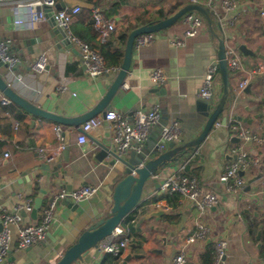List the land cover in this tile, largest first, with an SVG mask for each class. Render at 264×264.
I'll return each mask as SVG.
<instances>
[{
  "label": "crops",
  "instance_id": "obj_1",
  "mask_svg": "<svg viewBox=\"0 0 264 264\" xmlns=\"http://www.w3.org/2000/svg\"><path fill=\"white\" fill-rule=\"evenodd\" d=\"M20 1L25 0H7L0 8V40L7 43L10 55L18 60L15 65L17 75L9 74L8 81L20 95L47 112L77 117L92 110L107 93L116 74L97 78L88 76L79 47L74 44L76 53L65 47L59 49V41L50 35L51 26L47 18L34 28L17 27L15 21L23 16L22 11L19 13L16 9ZM94 3L95 9L100 8L116 26L109 33L108 41L102 43L99 35L95 39L90 36L88 29L93 28V9H82L74 17L72 34L74 37H85L97 49L103 47L112 53L121 52L123 56L119 67L124 59L128 35L133 30L165 20L191 3L211 9L214 31L224 37L227 44L236 49L239 43L248 44L253 50L262 46L260 53L264 54L261 0H237V7L229 12L223 10L221 0H95ZM233 18L237 19L236 23L228 25L227 22ZM187 28L188 25L182 19L172 27L153 33L150 44L135 47L126 87H122L112 100L110 111H117L130 119L137 110L159 109L160 119L150 130L146 141L154 138L155 142H160L163 128L176 121L181 129V144L198 137L207 124L208 118L198 110L201 101L198 95L208 67L217 63L218 39L210 32L205 21L196 37L185 38ZM179 39L183 41L181 46L176 45ZM27 40H33L34 43L27 46ZM238 53L243 62L239 78L254 82L252 91L236 92L237 85L233 83L231 109L222 114L228 119L227 125L221 123L215 126L197 152H191L180 162L168 165L158 176L148 181L146 196L152 201L149 212L165 211L164 217L153 219L151 224L159 226L162 232L150 230L148 224L143 226L142 232H131L135 218H129L127 224L120 228L129 231L130 245L136 243L132 249L133 255H146L148 260L132 258L128 264H175L174 259L182 248H186L188 264H203L200 255L207 251L208 246L215 249L219 240L227 243L222 264H264V184L251 191L246 185L256 176H264V147L257 143L250 145L251 142L246 145L257 163L246 172V184L240 191L230 193L219 182L220 174L233 161L232 147L240 143L232 142V138L239 134V130L234 127L264 137V104L261 102L264 97V77L256 74L264 66V61L250 58V64L246 65L247 59ZM41 55L47 57V69L37 74L33 65ZM157 69H161L165 75V81L160 85L164 94L153 92V89L160 87L151 79ZM222 92L221 83L215 105ZM3 99L5 97L0 96V218L1 211L13 213L28 200L33 201L34 208L38 195L45 190L47 193L37 218H32V210L24 211L26 214L22 216L24 224H36L42 221V210L54 194L76 191L84 186L97 188L94 195L78 203L74 212L65 207L62 200L58 201L45 239L28 249L19 248V227L11 225L10 264H56L85 231L110 214L111 194L122 180V168L118 170L100 163L95 156L100 151L98 143L113 145L114 129L107 123L102 124L87 135L85 144L78 142L80 132L71 129L67 146L70 161H62L60 176L56 178L52 176L53 171L44 168L45 162L52 157L60 162L66 150L65 141L61 142L55 132L59 124L33 117L10 101L4 103ZM164 117L165 123L162 122ZM239 118L253 122L239 121ZM62 127L64 133L67 128ZM62 145L64 148L58 153ZM167 150L169 147L164 151ZM5 153L10 154L9 159H4ZM194 154L196 156L192 158ZM181 164H186L183 171L179 169ZM179 172L197 177L204 191H213L218 195V205L211 208L204 218L194 203L179 194L169 195L162 191L163 178ZM200 222L211 228L212 235L204 242L187 246V238L196 231ZM260 230L262 242L259 246L257 235ZM157 235H166L168 241L174 243L170 257L156 252L168 251L167 245L158 240ZM119 239L121 237L116 240ZM128 251L122 257L102 253L96 264H103L106 258L114 261L117 258L115 264H120Z\"/></svg>",
  "mask_w": 264,
  "mask_h": 264
},
{
  "label": "built area",
  "instance_id": "obj_2",
  "mask_svg": "<svg viewBox=\"0 0 264 264\" xmlns=\"http://www.w3.org/2000/svg\"><path fill=\"white\" fill-rule=\"evenodd\" d=\"M62 0H25L17 3L16 9L20 13L22 11V17L20 16L15 25L20 28H34L39 22L46 19L45 8H54L57 3ZM237 0H221L222 8L224 11L229 12L237 7ZM7 3V0H0V8ZM263 8L260 11L261 17L264 16V0H261ZM82 11V8L76 7L74 9H63L55 12V19L58 24L63 27L68 34V37L76 44L82 54L84 65L88 76L91 78H97L109 74H117L120 67L108 68L103 56L99 51L92 49L87 43L80 41L74 37L71 31V24L75 16ZM188 25L185 31V38L196 37L203 24L204 20L197 13H189L183 18ZM237 19L233 18L227 22L228 25L233 26ZM92 22L94 29L97 31L100 41L106 43L108 41V35L111 31L116 29L114 23L110 22L100 8L93 10ZM152 34L141 35L136 40V47H143L152 42ZM176 45H183L182 40H177ZM8 47L5 42L0 40V58L15 66L18 62L17 59L11 55H7L6 51ZM226 57L231 78H239L243 70V62L237 51V49L230 44L226 46ZM47 69V57L41 55L38 57L33 65V70L37 74L45 72ZM257 75L264 77V66L257 70ZM152 82L156 86H160L165 81L164 72L161 69H157L152 73ZM222 83L220 70L218 65L213 63L206 71L202 87L199 91V98L213 104H216V94ZM250 80L248 78H242L239 85L236 86V92H242L248 86ZM123 87H126L124 84ZM4 103L8 100L3 99ZM160 119V113L158 108H154L150 111L137 110L133 113L132 118L117 112L109 111L106 116H97L86 123L81 125V132L78 136V142L85 144L87 142V135L95 128L100 127L102 124L107 123L114 129L115 136L113 138V145L119 152H125L126 150L135 147L136 142L142 143L148 139L150 130L158 123ZM221 122L218 120L215 126H220ZM235 130H239L238 136L241 141L238 145L232 147L231 154L236 156L229 166L219 176V182L225 186L226 190L230 193H237L246 184L245 177L240 175V172H247L251 166L255 165L256 159L252 158L249 154L246 145L251 143H257L264 147V137H259L256 134L246 131L244 128L234 127ZM241 129V132H240ZM56 135L61 142H64L63 127L58 125L55 128ZM181 140V129L179 123L174 121L170 125L165 126L161 133L160 150L164 151L168 145L172 142H178ZM58 150V153L62 151ZM4 159H9L10 154L5 153ZM196 154L192 158H195ZM186 168V164H181L179 169L183 171ZM161 189L164 193L169 195L179 194L184 199L194 203L202 218L205 217L209 210L219 203V197L213 191H204L201 182L197 177H190L184 173L168 174L163 178ZM97 191L96 187L84 186L76 191H62L52 196L50 203L42 210V221L36 224H24L22 213L25 211H31L33 209V201L28 200L24 204H20L13 213H7L1 211V223L3 226L0 231V264H10L8 261L10 254V241H11V225H18V241L19 248L28 249L42 240L45 239L48 233L51 223L53 221L54 210L58 201L64 199H71L75 203L88 199L94 195ZM264 194V191H263ZM212 235L211 228L204 222H200L196 231L190 235L187 240V246H192L200 242H204ZM117 237L121 239L116 240ZM131 238L129 237V231H125L122 228H116L114 234L100 243L102 253L106 255H113L115 257H122V255L129 249ZM227 243L225 240H219L215 245V260L213 264H222ZM264 263V256L262 257ZM175 264H188V257L186 248H182L179 254L174 259Z\"/></svg>",
  "mask_w": 264,
  "mask_h": 264
},
{
  "label": "water",
  "instance_id": "obj_3",
  "mask_svg": "<svg viewBox=\"0 0 264 264\" xmlns=\"http://www.w3.org/2000/svg\"><path fill=\"white\" fill-rule=\"evenodd\" d=\"M76 7H80L82 9H95L93 4L87 3L83 0H62L57 3L54 8L46 7L44 9L46 18L50 21V35L52 38H56L59 41L57 45L58 48L61 49L65 47L68 50L72 49L75 53L76 51L74 49V44L68 37L67 31L61 27L58 24V21L55 19V12L66 8L74 9ZM189 13L199 14L208 25L210 32L215 38L218 39V59L216 64L219 67L223 84V92L220 100L218 101L217 105L213 106V104L200 99L201 101L198 103V110L206 118H208L207 124L203 131L198 137L191 141L182 142L181 144L178 142L170 143L168 145L169 150L167 151L162 152L160 150V142H155L154 138H150L151 142H136L134 148L126 150L125 152H119L114 147V145L98 143L100 151L95 156L96 161L110 165L111 167L117 168L118 170H121L122 168L120 171L122 180L114 187L112 191L109 216L107 218L100 219L87 231H85L79 237L77 242L62 254L56 264H96L102 256L100 243L112 236L116 228L126 225L128 219L131 217H135L133 229L138 233L143 231V226L145 224H148L149 229L152 231L157 233L162 232L159 226L156 227L151 224L153 219L164 217L165 211L155 210L149 212L152 201L150 200V197L146 196V187L148 181L158 176V174L168 165L180 162L191 152H197L202 144H204V142L208 139L213 128L215 127L216 122L221 117V123L224 126L227 125L228 119L227 117H223L222 114H224V112L229 108L231 109L230 101H232V84L235 83V85H239L241 78H234L232 82L226 57V46L228 42L224 37H220L215 33L211 17V9L208 7H203L197 3H191L183 7L173 16L158 23L146 25L133 30L127 38L126 47L124 50V59L121 67L107 93L92 110L77 117H64L62 115L47 112L20 95L8 81L9 74L17 75V68L0 58V96L5 97L6 100L16 104L25 112L31 114L33 117L47 119L67 128V130L63 133L66 150L62 153L60 162H58L55 157H52L45 162L44 168L47 171H53L54 173L52 176L59 178V170L63 167L62 161L65 163H69L70 161L67 151V146L70 142V130L75 129L81 132L82 124L100 115L105 117L110 111L112 100L118 91L124 86L130 73L137 38L141 35L158 33L169 27H172ZM262 18L264 20V16ZM33 43V40H27L25 45L28 46V44L31 45ZM236 47L238 51L247 59L245 61L246 65L250 64L248 60L250 58H256L264 61V54L260 53L262 46L256 50H253L248 46V44L239 43L236 45ZM20 52L22 53V51ZM6 54L10 55L11 53L9 50H7ZM259 81H261V78H259ZM253 85L254 82L249 83L244 89V92L250 93L252 91ZM153 92H161V94H164V89L162 86H160L153 89ZM261 102L264 104V97H262ZM165 119L166 117L162 119L163 123L166 122ZM238 120L248 122L250 124L253 122L252 120L241 118ZM240 141L241 139L238 136L232 138V142L234 143H239ZM250 145H252V143H250ZM231 158L234 160L236 159V156H232ZM108 159H111V161H108ZM240 175L246 177V173L243 171L240 172ZM263 184L264 176L263 174H260L255 178L250 179L246 185L248 190L251 191L261 187ZM46 193L47 191L42 190L38 195V198L35 200L34 208L32 209L33 219L37 218L38 212L42 208L43 199ZM62 204L68 209H71L73 212L77 210L79 205L69 198L62 200ZM246 212L250 213L249 211ZM25 214L26 213L23 212L22 216H25ZM2 229L3 226L0 220V231H2ZM144 236L146 237L145 233ZM156 238L162 241L168 247V251L166 253L161 250H157L156 252L162 255L165 254L167 258L170 257L174 243L169 242L166 235H157ZM257 239L259 240L260 246V243L262 242V230L258 232ZM210 241L211 239L208 240V242ZM135 246L136 243L130 245L128 255L122 259L120 264H128L132 258H136L140 261L148 260L146 255H133L132 249ZM105 261L106 259L104 262Z\"/></svg>",
  "mask_w": 264,
  "mask_h": 264
},
{
  "label": "trees",
  "instance_id": "obj_4",
  "mask_svg": "<svg viewBox=\"0 0 264 264\" xmlns=\"http://www.w3.org/2000/svg\"><path fill=\"white\" fill-rule=\"evenodd\" d=\"M85 1L87 3L96 5L94 3L95 0H85ZM92 26H93V22H92ZM88 31L91 32V35H90V36H92L91 38L95 39L98 36V33L94 29V26H93V28H89ZM76 38H78L80 41H82L84 43H87L92 49L99 51L100 54L103 56V58L106 62V66L108 68L120 66L119 64H120V61L122 60V56H123L121 52L116 51L115 53H112L111 51H109L108 49L103 48V47H101L100 49H97L95 45L94 46L91 45L87 40H85V37H83L81 35H78V37L76 36ZM132 227H133V225H132ZM130 230L132 232L134 229H130ZM215 254H216L215 249L208 246L207 251L200 255V259H201L203 264H213L214 260H215ZM114 259L116 261H118L117 258H114ZM116 261L109 259V258H106V261L103 264H115Z\"/></svg>",
  "mask_w": 264,
  "mask_h": 264
},
{
  "label": "rangeland",
  "instance_id": "obj_5",
  "mask_svg": "<svg viewBox=\"0 0 264 264\" xmlns=\"http://www.w3.org/2000/svg\"><path fill=\"white\" fill-rule=\"evenodd\" d=\"M185 160V159H184Z\"/></svg>",
  "mask_w": 264,
  "mask_h": 264
}]
</instances>
